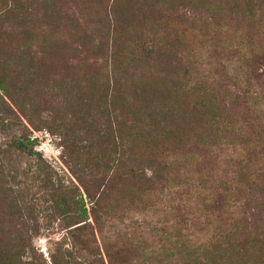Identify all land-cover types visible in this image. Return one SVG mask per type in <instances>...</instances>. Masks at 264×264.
I'll return each instance as SVG.
<instances>
[{"label": "rangeland", "instance_id": "1", "mask_svg": "<svg viewBox=\"0 0 264 264\" xmlns=\"http://www.w3.org/2000/svg\"><path fill=\"white\" fill-rule=\"evenodd\" d=\"M232 2L0 0L10 80V95L0 92L5 243L30 247L39 264L73 243L85 264H188L238 227L264 238V27ZM114 78L118 104L106 90ZM145 98L171 127H159L155 163H129L121 176L82 174L49 130L96 116L138 133L149 123L136 111ZM16 138L34 141L43 160L8 150ZM82 183L103 198V227L72 234L77 220L56 204L77 187L85 195Z\"/></svg>", "mask_w": 264, "mask_h": 264}, {"label": "trees", "instance_id": "2", "mask_svg": "<svg viewBox=\"0 0 264 264\" xmlns=\"http://www.w3.org/2000/svg\"><path fill=\"white\" fill-rule=\"evenodd\" d=\"M232 1L237 6L236 9L241 12V15L251 22L255 28L260 30L264 27V0ZM18 9L16 5L11 7L12 12H16ZM120 54L122 55V53ZM8 72V66L0 64V92L4 96L10 95L8 90V82L10 81ZM114 81L116 83L113 82L112 85L109 83L106 90L108 92L109 89L110 92L111 86H113V92L119 95L112 96V101L114 104H118L121 101V90L116 78H114ZM198 89L200 90V97L205 100L202 97V93L206 94L205 90L200 87ZM184 92L188 97L191 95L185 88ZM154 104L153 100L145 98L143 104L138 106L136 111L141 114L140 117L144 121H149V123H146L147 127L144 130L141 129L138 133L132 130V126H124L120 123L116 124L112 120L102 122L96 116H84L81 119L73 121V124L64 122L59 126H50L49 130L52 134L60 137L66 155L72 159L75 167L80 169L82 174L89 171L92 172V170L103 169V171L109 174L113 173L115 176H121L126 172L129 163L143 160L153 164L157 161L158 146L161 140L159 127L163 123L171 127L170 123L172 120H170V114L163 108L155 115L150 114L154 110ZM189 108L190 105L185 103L184 114L190 115ZM109 117L111 118L112 116L109 115ZM158 118H163L164 122L156 123ZM1 130L4 131L3 129ZM2 149L3 145L0 146V150ZM9 149H13L15 153H19L23 157L43 160L42 155L35 151V142L30 139L16 138L11 141ZM94 166L97 168L93 169ZM131 171L135 173L134 170ZM45 185L49 189L50 186H55L53 178L47 176ZM83 188L85 195H79L78 193L81 192V189L77 187L69 195L61 196L56 204V211L62 216L70 217L71 220L72 218L77 220V222H73V225L70 221L72 226L69 229L72 231V234L82 228L98 226L102 229L103 227V206L101 205L103 198L97 201L96 196L86 186L83 185ZM55 192H65V190H56ZM87 201L92 206L91 209L88 208ZM181 247L184 253V246ZM76 249V244L73 243L72 248L68 247L66 249L62 259L59 260L54 255L52 263L85 264L81 260L76 259ZM210 251L211 254L207 253L202 259H191L187 263L264 264V238L260 239L258 236H253L247 228L238 227L236 233L227 232L221 242H218ZM31 253L30 247L5 243L0 234V264H39Z\"/></svg>", "mask_w": 264, "mask_h": 264}]
</instances>
